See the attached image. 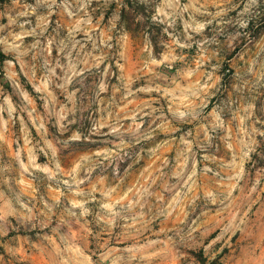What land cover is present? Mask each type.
<instances>
[{"label": "rangeland", "instance_id": "374dc122", "mask_svg": "<svg viewBox=\"0 0 264 264\" xmlns=\"http://www.w3.org/2000/svg\"><path fill=\"white\" fill-rule=\"evenodd\" d=\"M0 264H264V0H0Z\"/></svg>", "mask_w": 264, "mask_h": 264}]
</instances>
